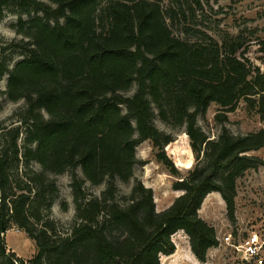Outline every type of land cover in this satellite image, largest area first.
<instances>
[{"label":"trees","instance_id":"16d2710c","mask_svg":"<svg viewBox=\"0 0 264 264\" xmlns=\"http://www.w3.org/2000/svg\"><path fill=\"white\" fill-rule=\"evenodd\" d=\"M212 1L0 0V23L18 14L12 27L22 35L0 42V81L8 77L0 96L26 102L17 121H0V264H162L181 230L207 261L219 239L199 213L205 198L220 192L234 221L239 179L264 165L254 153L264 127L235 134L224 125L211 137L198 123L212 103L225 122L242 100L264 117V71L247 55V31L258 29L215 37L206 22ZM156 116L188 134L195 164L186 173L166 149L175 136ZM145 140L182 192L161 211L141 180L119 195L118 180L134 177ZM64 173L75 216L61 228L53 206ZM87 182L106 185L96 195ZM13 226L36 243L28 259L6 244Z\"/></svg>","mask_w":264,"mask_h":264},{"label":"rangeland","instance_id":"374dc122","mask_svg":"<svg viewBox=\"0 0 264 264\" xmlns=\"http://www.w3.org/2000/svg\"><path fill=\"white\" fill-rule=\"evenodd\" d=\"M211 7L213 9H211ZM207 6V21L211 26V32L219 37L222 31L237 33L244 28H257V35L251 36L249 29L248 57L254 64L264 71V51L260 48L258 38L264 39V0H219L211 2ZM19 15L9 11L0 23V42L9 44L12 40L21 39L12 27L18 21ZM252 38V39H251ZM15 50L14 48L9 49ZM19 50V51H18ZM12 54L11 65L21 58L20 49ZM8 77L4 76L0 81V87L6 89ZM133 88L128 94L133 93ZM25 100L12 101L7 94L0 96V121L6 125L15 122L19 118L21 108L25 106ZM219 105L212 103L207 112L198 117L199 125L211 137H217L222 127L227 126L235 134H245L264 127V117L255 110L247 107L245 101H241L235 111L228 113V119L220 122L216 115ZM156 125L175 136V140L167 147V152L175 164L186 173L195 164V157L190 146V139L183 128H175L166 124L159 116L155 119ZM155 148L150 140L143 141L137 148L140 162L135 166L134 177L130 182L118 180L119 195L122 196L131 191L133 185L141 180L154 191V198L159 211L169 207L175 198L182 192L173 187L175 178L157 160ZM255 154L264 158V147L255 151ZM82 174L81 171H79ZM60 192L53 206V216L59 221L61 228L68 226L75 216V202L71 187V176L64 173L57 176ZM105 183L93 185L87 182L90 193L100 195L105 188ZM67 201L69 208L64 210L62 203ZM200 215L217 229L219 245L210 249L205 264H264V246L261 253L250 259L243 257V244L253 233H257L264 241V165L257 169H250L244 177L238 181V194L236 196V218L231 220L228 215L227 204L221 193L211 192L205 198ZM229 236L230 239H228ZM6 244L17 251L23 258H30L36 252L35 241L26 231L16 226L9 228L4 233ZM179 253L170 259L174 264H192L187 254H192L189 236L183 231L173 236ZM175 251V252H176ZM174 252V253H175ZM180 254L186 257H179ZM168 264V262H166Z\"/></svg>","mask_w":264,"mask_h":264},{"label":"built area","instance_id":"2783aa9c","mask_svg":"<svg viewBox=\"0 0 264 264\" xmlns=\"http://www.w3.org/2000/svg\"><path fill=\"white\" fill-rule=\"evenodd\" d=\"M230 237L232 236H229L228 239H230ZM263 246H264V241L260 238V236L257 233H253L248 237L247 241L243 244V257L245 259H250L258 256L261 253ZM205 264H209V263L206 262Z\"/></svg>","mask_w":264,"mask_h":264},{"label":"crops","instance_id":"0c3cea01","mask_svg":"<svg viewBox=\"0 0 264 264\" xmlns=\"http://www.w3.org/2000/svg\"><path fill=\"white\" fill-rule=\"evenodd\" d=\"M8 247L10 248V246H8ZM10 249H12V250L14 251L13 248H10ZM15 252H16L19 256H21V254H19L17 251H15ZM178 253H179V251L177 250L175 253H173V254H171V255H163V256H162V264H166V262H168V264H174L173 261H170V259H171L172 257H174V256H177ZM181 255H182V254H180L179 257H181ZM187 256L190 257L192 264H203V263H202V262L196 257V255L193 253V251H192V254H191V255H190V254H187ZM21 257H22V256H21ZM182 257L184 258V257H186V255H185V256L182 255Z\"/></svg>","mask_w":264,"mask_h":264}]
</instances>
